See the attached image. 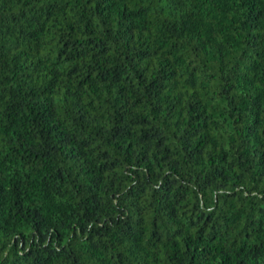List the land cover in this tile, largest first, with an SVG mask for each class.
<instances>
[{
  "label": "trees",
  "instance_id": "1",
  "mask_svg": "<svg viewBox=\"0 0 264 264\" xmlns=\"http://www.w3.org/2000/svg\"><path fill=\"white\" fill-rule=\"evenodd\" d=\"M0 264H264V0H0Z\"/></svg>",
  "mask_w": 264,
  "mask_h": 264
}]
</instances>
